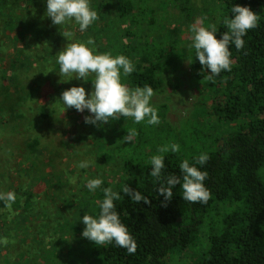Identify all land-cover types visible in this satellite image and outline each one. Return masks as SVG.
I'll return each instance as SVG.
<instances>
[{
  "label": "trees",
  "instance_id": "1",
  "mask_svg": "<svg viewBox=\"0 0 264 264\" xmlns=\"http://www.w3.org/2000/svg\"><path fill=\"white\" fill-rule=\"evenodd\" d=\"M190 1L117 0L115 8L121 29L110 27L92 32L88 27L83 34L77 32L74 42L86 43L94 36L98 53H110L113 57L124 55L135 65L133 73L122 76V82L130 89L147 85L154 93L160 92L164 89L167 73L178 67L179 57L174 49H178L181 40L178 37L180 29L177 26L170 28L164 18L176 14V10L180 12L179 19L194 23L197 14ZM208 1L217 6L213 14L205 10L203 23L218 27L215 33L218 39L228 31L223 22L234 17L231 9L235 4L250 7L259 15V26L243 37L242 49H237L234 43L229 44L231 70H223L219 75L213 76L200 64L194 47L190 50L191 69L202 104L197 108L195 118L190 120V126L185 128L188 146L181 147L173 132L162 130L158 124L149 125L145 121L136 129L129 125V118L123 116L116 123L110 120L91 124L85 123V117L94 114L86 112L82 115L84 129L80 137L86 141L92 139L90 146L98 170L91 173V178L100 176L103 165L111 162L114 163L112 174H121L116 173L119 176L115 181L100 176L102 185L91 192L83 183L82 174L80 180L74 175L60 176L59 180L37 178L35 188L24 193V200L16 195L11 209L0 200L3 227L8 226L16 215L23 218L33 216L32 210L38 205L36 197L46 189L54 188L65 194L68 203L65 210L71 215L68 217L73 218H68V225L85 228L82 217L87 213L98 218L100 203L104 199L103 189L111 188L121 195L120 200H114L115 211L135 239L137 249L134 254H128L114 241L108 245H95L81 234L82 237L74 241L78 247L82 246L91 259L90 264H168L176 254L202 244V227L206 221L208 245L205 248L200 246L192 264H264V0ZM18 3L26 7L28 14L18 16L14 22L8 20L7 25L0 27V54L8 44L17 48L11 60L14 76L2 73L3 80L15 83L18 91L24 92L25 100L33 97L38 88L44 100L39 108L40 116L49 119L64 110L60 97L65 90L82 86L80 80L93 87V77L89 76L88 81L76 77L62 81L67 77L60 76L57 57L67 45L57 44L63 38L48 36L50 31L46 24L40 23L41 16L31 14L47 0H0V11L15 8ZM38 28L46 34L41 37ZM17 29L18 35L30 31V37L25 35L26 44L21 47L17 43L18 36H11ZM23 73L24 83L21 85L18 81ZM156 109L160 119V111ZM66 112L73 113L72 120L80 117L74 108H67ZM215 116L219 122L233 123L235 128L221 136L212 134L216 127L212 123ZM132 130L136 134L128 141L127 135ZM126 141L129 143L123 147ZM120 143L122 148L118 149ZM173 143L179 145L178 152H159L162 146ZM40 144L38 138L29 140L26 144L29 153H35ZM204 153L209 159L204 165L197 164L196 159ZM154 155L164 156L165 166L159 180L150 175V161ZM185 159L208 173L203 181L211 193L207 203H192L182 198L183 173L179 166ZM169 175L179 177L180 183L172 188L173 197L165 207V198L159 188L161 184L167 187L166 177ZM125 184L147 196L151 203L132 201L122 191ZM17 207L19 212L14 210ZM26 231H31L30 225L26 226Z\"/></svg>",
  "mask_w": 264,
  "mask_h": 264
},
{
  "label": "rangeland",
  "instance_id": "2",
  "mask_svg": "<svg viewBox=\"0 0 264 264\" xmlns=\"http://www.w3.org/2000/svg\"><path fill=\"white\" fill-rule=\"evenodd\" d=\"M107 1L109 0H89L90 7L99 15V20L89 26L92 32L108 30L110 27L121 29L119 13L115 8L117 0L106 4ZM158 1L155 0L156 3ZM190 2L197 14L194 23L202 21V26L208 27L203 23L205 17L202 14L205 10L213 14L217 6L216 3L208 0H191ZM15 6V8H2L0 27L7 25L6 21L8 20L14 22L18 16L28 14L23 4L18 3ZM46 10L47 3H42L32 10L31 14L33 16L38 13V16H41L40 23L46 24V28L50 31L48 36L55 39L63 38L58 40L57 44L59 45L63 43L66 46L68 43L74 42L77 32H81L79 25L74 20L63 26L55 25L52 23L51 17L47 16ZM174 13L177 15H169L164 18V21L170 28L177 26L180 29L178 37L181 40H179L178 49H174L179 57L178 67L167 73L164 89L156 92L150 103L160 111L158 126L162 130H171L181 147L184 148L189 143L185 128L190 126V120L195 118L197 108L202 104V100L196 87L188 55L192 49L194 36L190 25L194 23L189 24L182 21L178 17L180 12L175 10ZM38 30L40 29L38 28ZM69 30L74 32L71 41L61 34L62 31ZM18 32L19 29L15 30L11 36L13 34L18 36L17 43L21 47L26 44L25 35L27 38L30 37L28 34L30 31L21 35H18ZM43 32L42 29L38 31V34L42 37L46 34ZM84 32L86 30L81 34ZM36 36L41 38L39 35ZM16 50L17 48L13 44L12 46L8 44L0 54V193L16 192L15 194L20 195L24 200L25 192L32 187L35 188L37 178L59 180L60 176L74 175L79 180L84 178L83 183L87 184L89 179H93L91 173L98 170L94 166L96 157L90 146L92 139L86 141L80 135L84 129V126L81 125L84 118L82 115L89 110L85 109L80 112L74 108L77 113H80V117L74 120H72L73 113L64 110L61 113H54L49 119H42L39 108L44 104V100L39 89H36L33 97L25 100L24 92H19L15 83L11 80H3L2 73L14 76L11 60ZM2 69L3 71H1ZM24 75V73L21 74L18 81L21 85L24 83ZM78 82H81L88 95L94 90V86H87L82 80ZM128 118L129 125L136 129L138 124L145 122L135 123L134 118ZM196 119L200 118L196 117ZM116 122L117 120H115ZM212 123L216 126L212 133L214 135L221 136L235 128L233 123L219 122L216 116ZM33 138H38L41 144L35 153H29L26 144ZM124 143L123 147H126L129 142ZM117 148H122L121 143ZM80 161H89L90 167L79 168ZM113 167V162L103 165V169L99 172L100 176L115 181L114 179L121 172L112 174ZM262 172L264 174V169ZM80 174H82L81 178ZM100 176L98 175L97 178H101ZM35 200L38 205L32 210L34 215L30 218L16 215L17 218L14 216L8 226L3 227L0 223V240L7 238L9 241L6 245L0 243V264H90L91 259L84 253L82 246L78 247L74 241L81 236L84 227L68 225V218L70 220L73 218L68 217L71 215L65 210L68 207L65 194L57 189L49 188ZM14 210L15 212L20 211L18 207ZM27 225L31 227L30 232L26 231ZM207 233L208 223L206 221L202 227L201 237V245L204 248L208 245ZM200 246L176 254L168 260V264H192L193 256Z\"/></svg>",
  "mask_w": 264,
  "mask_h": 264
},
{
  "label": "clouds",
  "instance_id": "3",
  "mask_svg": "<svg viewBox=\"0 0 264 264\" xmlns=\"http://www.w3.org/2000/svg\"><path fill=\"white\" fill-rule=\"evenodd\" d=\"M231 11L234 17L224 20L223 23L228 31H225L219 39L215 35L218 31L215 24L205 27L202 26V21H197L190 25V30L194 33L191 47H194L196 58L200 64L210 70L213 76L219 75L223 70H231L232 60L229 44L234 43L237 49H242L245 43L243 37L249 30L259 26V15L253 12L250 7L235 4ZM46 13L55 25L63 26L74 20L79 25L81 32L99 20V15L90 7L89 0H47ZM61 34L68 41H71L74 36V32L70 30L62 31ZM87 45H92V47ZM57 62L60 65V76L67 77L62 81H68L73 77L88 81L89 76L93 77L94 90L90 95L86 93L83 86H73L62 93L60 99L63 101L64 111L67 108H75L80 112L88 109L94 115L86 116L85 123L91 124L107 123L110 120H118L121 116L132 117L135 123L142 121H146L149 125L160 123L158 110L150 103L155 94L153 88L146 85L142 88L130 89L122 82V76L127 77L135 70V65L126 56L113 57L110 53H98L95 49L94 39L89 37L86 43H68L58 53ZM135 134V130H132L126 140L131 141ZM169 151L178 152L179 145L173 143L159 149L161 153ZM208 159L209 156L204 153L196 159V163L204 165ZM150 163L152 165L150 175L159 180L165 166L164 156L154 155ZM78 167H90V162L80 161ZM179 167L183 173L182 198L192 203H207L211 193L203 181L206 180L208 173L190 165L187 159ZM102 183L101 178L89 179L87 188L90 192L95 191ZM179 183V177L169 175L166 177L167 187L161 184L159 192L164 195L165 207L173 197L172 188ZM122 191L137 204L141 201L146 204L151 203L147 196L133 190L127 184ZM103 192L104 199L100 203L99 217L94 218L87 213L82 217L83 223L86 225L82 236L94 242L95 245L101 246L114 241L117 246L125 248L128 254H134L137 243L127 227L121 223L119 215L115 211L114 200H120L121 195L111 188H104ZM16 199L15 192L0 193V200L5 201V206L9 209ZM8 242L7 238L0 240V243L5 245Z\"/></svg>",
  "mask_w": 264,
  "mask_h": 264
}]
</instances>
